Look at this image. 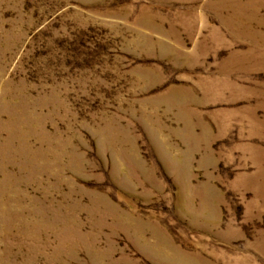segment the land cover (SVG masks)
<instances>
[{
    "label": "rangeland",
    "instance_id": "374dc122",
    "mask_svg": "<svg viewBox=\"0 0 264 264\" xmlns=\"http://www.w3.org/2000/svg\"><path fill=\"white\" fill-rule=\"evenodd\" d=\"M0 264H264V0H0Z\"/></svg>",
    "mask_w": 264,
    "mask_h": 264
}]
</instances>
